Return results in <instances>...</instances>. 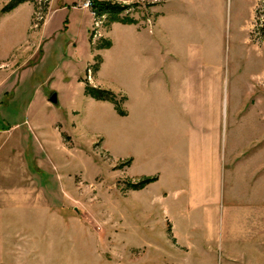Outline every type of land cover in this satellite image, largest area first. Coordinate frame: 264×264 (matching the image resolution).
Instances as JSON below:
<instances>
[{"label": "rangeland", "instance_id": "rangeland-1", "mask_svg": "<svg viewBox=\"0 0 264 264\" xmlns=\"http://www.w3.org/2000/svg\"><path fill=\"white\" fill-rule=\"evenodd\" d=\"M12 1L0 0V264H264V0H107L128 6L119 15ZM133 19L144 35L115 33L97 86L112 24ZM158 49L210 80L215 199L205 177L190 187L191 118L185 98L156 91Z\"/></svg>", "mask_w": 264, "mask_h": 264}, {"label": "crops", "instance_id": "crops-1", "mask_svg": "<svg viewBox=\"0 0 264 264\" xmlns=\"http://www.w3.org/2000/svg\"><path fill=\"white\" fill-rule=\"evenodd\" d=\"M117 31L127 32L137 39H141L145 33L144 29H139V25L135 19L125 23L114 22L112 24L110 30V37L112 41L110 42V46L108 48L102 50L103 62L97 75V78L99 79L97 86L102 88L104 86L100 78L103 73V68L106 65V54H110L115 48L116 42L114 40V36ZM156 58L157 63L155 62L154 56L152 65L153 71L158 73L159 76L156 91L161 92L162 96L165 98L168 97L169 100H171L175 93L179 97L185 98L186 109L191 118L188 132L191 152L189 161L190 169L188 171V181L190 183V187L198 183L203 184V179L205 177V179L210 182V185L208 186L209 194L215 199L217 195V173L219 164L218 153L221 150L220 136L222 133L221 126L223 125V116L220 117V121L218 116L213 117L211 120L208 116V87L210 80L208 79V76L207 78L194 80V78H192V67L188 70L184 67L179 69V67L171 64L172 60L169 55L159 49L156 53ZM150 61L151 60H149V62ZM169 62L170 64H167ZM211 85H213V88L216 90L213 94V98H219L218 80L213 79L211 81ZM93 99L96 100L95 98ZM95 102L112 110L113 104L110 102L98 100ZM183 108L185 109V106ZM114 110L116 111L115 108ZM127 112L128 113L126 115L119 116L123 119H127L130 117L129 108L127 109ZM191 190L188 189L187 192H190Z\"/></svg>", "mask_w": 264, "mask_h": 264}, {"label": "trees", "instance_id": "trees-1", "mask_svg": "<svg viewBox=\"0 0 264 264\" xmlns=\"http://www.w3.org/2000/svg\"><path fill=\"white\" fill-rule=\"evenodd\" d=\"M22 1L23 0H13L12 3L8 5V8L10 9ZM92 8L97 9L98 13L102 15L103 14L119 15L124 9L128 8V6L118 4V3H113L107 0H92ZM129 21H126V22H129ZM88 91H90V93H92L94 97L98 99H109L110 100V99H113L114 97L113 93L107 90L89 88Z\"/></svg>", "mask_w": 264, "mask_h": 264}, {"label": "water", "instance_id": "water-1", "mask_svg": "<svg viewBox=\"0 0 264 264\" xmlns=\"http://www.w3.org/2000/svg\"><path fill=\"white\" fill-rule=\"evenodd\" d=\"M50 101L52 103H55V104L58 102V95H57V93H53V95L50 97Z\"/></svg>", "mask_w": 264, "mask_h": 264}, {"label": "built area", "instance_id": "built-area-1", "mask_svg": "<svg viewBox=\"0 0 264 264\" xmlns=\"http://www.w3.org/2000/svg\"><path fill=\"white\" fill-rule=\"evenodd\" d=\"M84 7H85V8H90V7H92V1H91V0H87V1H85V3H84Z\"/></svg>", "mask_w": 264, "mask_h": 264}]
</instances>
